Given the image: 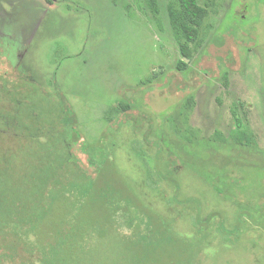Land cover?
Masks as SVG:
<instances>
[{"label":"rangeland","instance_id":"obj_1","mask_svg":"<svg viewBox=\"0 0 264 264\" xmlns=\"http://www.w3.org/2000/svg\"><path fill=\"white\" fill-rule=\"evenodd\" d=\"M171 1L0 0V264H264V0L184 70ZM99 171L142 220H80Z\"/></svg>","mask_w":264,"mask_h":264},{"label":"trees","instance_id":"obj_2","mask_svg":"<svg viewBox=\"0 0 264 264\" xmlns=\"http://www.w3.org/2000/svg\"><path fill=\"white\" fill-rule=\"evenodd\" d=\"M154 7L157 6V0H149ZM168 15L170 25L172 27L174 37L179 45V49L183 58L178 63V69H186L188 62L193 54L192 45L197 43L204 22L209 15V10L206 5H202L199 0H173L168 5ZM129 107V105H125ZM78 138V137H77ZM247 138L243 140L246 141ZM71 160H77L76 155L70 156ZM99 178L94 179V186L96 188L90 193L87 199V207H91L93 202L99 205L104 211L102 214L94 215L92 212L80 211V220L85 219L89 226L98 222L103 223L112 222L113 219L120 220L123 224H128L130 227L135 225V222L140 218L143 219V210L134 202L133 198L121 189L114 186L112 179H103L102 171H99ZM101 183V188H98ZM128 195V196H127ZM94 208V207H93ZM152 217H150L151 219ZM111 226V225H110ZM153 226V225H152ZM100 234H105V228L100 227Z\"/></svg>","mask_w":264,"mask_h":264}]
</instances>
